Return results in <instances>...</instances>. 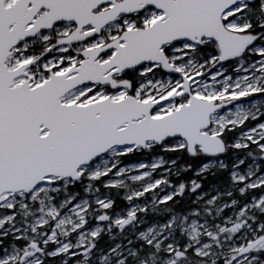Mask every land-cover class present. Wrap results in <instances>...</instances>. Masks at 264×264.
<instances>
[{
  "label": "snow or ice",
  "instance_id": "6c2138e0",
  "mask_svg": "<svg viewBox=\"0 0 264 264\" xmlns=\"http://www.w3.org/2000/svg\"><path fill=\"white\" fill-rule=\"evenodd\" d=\"M0 264H264V0H0Z\"/></svg>",
  "mask_w": 264,
  "mask_h": 264
}]
</instances>
